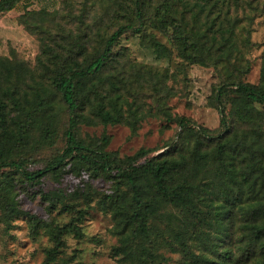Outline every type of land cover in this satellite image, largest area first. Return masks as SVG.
Masks as SVG:
<instances>
[{
	"label": "trees",
	"instance_id": "obj_1",
	"mask_svg": "<svg viewBox=\"0 0 264 264\" xmlns=\"http://www.w3.org/2000/svg\"><path fill=\"white\" fill-rule=\"evenodd\" d=\"M33 1L0 0V12L25 3L30 13ZM167 3L153 7L148 0H133V15L109 33L98 32V42L92 25L83 20L85 26L71 40L64 38L61 28L63 51L44 44L49 62L41 59L40 66L51 69L48 80L45 75L35 76L18 60L0 57V175L5 177L0 184V207L8 220L26 217L33 236L43 229L50 235L53 245L45 249L42 264H74L63 256L67 236L85 235L82 221L94 205L112 219L111 231L118 242L113 253L120 264H170L173 254L180 255L178 264H264V62L258 82L244 79L249 66L241 64L244 54L237 42L248 27L240 16L243 5L240 0ZM173 5L182 6L180 18L173 16ZM205 8L202 28L197 22ZM257 9L248 3L244 17L250 22ZM221 17L229 24L226 28L218 21ZM150 23L161 30L175 28L179 49L193 62L211 56L205 44L217 26L222 38L218 56L228 64L235 57L236 75L215 91L217 127L198 124L185 115L170 116L180 128L172 143L141 147L122 156L105 149L106 134L102 144L84 137L81 123L127 121L133 131L137 129V111L114 75L104 73L117 59L116 47L123 35L131 30L148 35ZM35 25L43 27L39 22ZM152 41L157 44L154 36ZM28 76L36 83L16 97ZM57 94L65 104L64 120L55 105ZM6 96L8 101L3 99ZM9 104L15 114L7 111ZM88 107L96 119L85 114ZM59 130L65 146L47 157L42 167L31 169L28 158L15 154L31 141L52 144ZM84 171L91 178H105L110 188L99 190L87 180L71 191L63 187L39 190L49 210L73 212L68 222L48 224L21 206L18 182L34 189L48 175L59 179L68 172L81 175Z\"/></svg>",
	"mask_w": 264,
	"mask_h": 264
},
{
	"label": "rangeland",
	"instance_id": "obj_2",
	"mask_svg": "<svg viewBox=\"0 0 264 264\" xmlns=\"http://www.w3.org/2000/svg\"><path fill=\"white\" fill-rule=\"evenodd\" d=\"M176 1L148 0L147 5L154 7ZM240 2L246 9L248 3L258 7L255 18L249 22L244 17L245 11L241 6L240 16H243L248 27L237 38L241 54H244L241 64L249 66L244 79L258 82L264 62V0ZM173 7L171 10L173 16L180 18L182 6ZM28 10L34 11L28 13L26 4L21 3L8 12H0V57L18 60L34 70L35 76L45 75L48 80L51 69H46V72L45 68L40 66L41 59L49 62V55L44 53L45 43L50 44L57 52L63 51L62 46L66 43L62 41L63 32L59 30L65 29L64 38L71 40L72 37H77L80 28L85 26L82 20L92 25L93 33H96L94 39L97 41L101 35H97L98 32L109 33L120 23L128 21V16L133 15V0H35L29 5ZM40 10L46 12L40 13L38 12ZM207 10L208 8H205L202 11L197 22L202 28L206 26ZM178 21L176 18V24ZM218 21L224 23V28L229 25L224 17ZM37 22L43 24V27L39 29L35 25ZM216 28L217 26L210 30L211 37L205 44L206 50L210 48L211 56L195 62L185 57L179 49L175 28L161 30L150 23L146 29L148 35L132 30L125 33L116 47L119 52L117 59L109 65L104 74L114 75L117 84L121 86L120 91L132 103V109L137 111V129L133 131L127 121L104 124L97 119L92 123H81L82 135L97 144H102V137L106 134L109 138L103 145L105 149L118 151L124 156L135 153L141 147L162 148L172 143L180 128L177 121L170 119V116L174 118L185 115L193 118L198 124L217 127L220 123V114L214 106V94L223 81L236 75V69L232 65L236 59L232 58L231 64H228L219 58L218 54L221 51L218 47L222 38L216 32ZM68 35L71 37L68 38ZM153 36L157 44L152 41ZM187 40L188 43L191 41ZM121 79L124 82H121ZM35 83L28 76L27 83L20 84L15 96L21 97L30 90L28 86ZM47 87L52 91L51 86ZM7 97L3 99L8 101ZM54 101L64 120L67 114L64 102L58 94L54 96ZM6 109L15 114L11 104ZM85 114L95 118L90 107L85 109ZM64 146V135L59 130V135L52 144L37 145L31 141L20 148L19 152L16 153L15 150V154L28 158L29 168L37 169L44 165L47 157L62 151ZM163 150L164 148L154 154ZM4 180L5 177L0 175V184ZM87 180L99 190L110 188L111 183L103 177L91 178L86 171L81 175L68 172L59 179L48 175L43 183L34 189L17 181V196L24 209L39 215L48 224L51 222L62 224L71 219L73 212L60 208L49 210L39 190L48 191L63 187L71 191ZM88 210L82 221L85 235L82 238L67 236L68 245L63 256L74 264H120L118 257L113 253V247L118 242L111 231L113 222L110 215L95 205ZM52 245L50 235L45 229L41 230L38 236H33L26 217L8 220L0 207V264H42L45 249ZM172 258L170 264H178L180 255L173 254Z\"/></svg>",
	"mask_w": 264,
	"mask_h": 264
}]
</instances>
